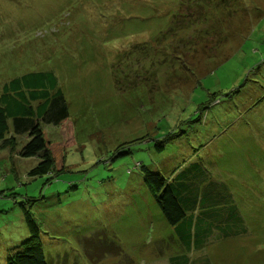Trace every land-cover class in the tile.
I'll return each instance as SVG.
<instances>
[{
	"label": "rangeland",
	"instance_id": "1",
	"mask_svg": "<svg viewBox=\"0 0 264 264\" xmlns=\"http://www.w3.org/2000/svg\"><path fill=\"white\" fill-rule=\"evenodd\" d=\"M37 70L56 73L75 143L32 177L28 132L0 142V264L27 210L50 264H264V0H0V88ZM142 165L203 167L249 231L188 249Z\"/></svg>",
	"mask_w": 264,
	"mask_h": 264
},
{
	"label": "trees",
	"instance_id": "2",
	"mask_svg": "<svg viewBox=\"0 0 264 264\" xmlns=\"http://www.w3.org/2000/svg\"><path fill=\"white\" fill-rule=\"evenodd\" d=\"M177 1L178 7L184 2ZM44 121L55 124L68 138H63L62 142L48 140L41 125ZM71 123L69 105L53 70L29 71L12 77L1 86V146L10 147L12 136L28 132L30 138L20 154L23 157H38L39 160L29 171L30 176L59 175L62 172L57 162L64 158L65 149L75 143ZM141 170L164 219L176 227V238L182 244L184 242L188 249L202 250L208 244L240 237L249 231L243 207L233 204L228 194H215L213 183L202 174L203 167L200 166L198 173L186 169L175 174V170L167 177L163 172L145 165L141 166ZM26 222L29 234L8 249L5 264H50L42 245V229L28 210ZM80 244L89 255L91 247H97L88 240ZM189 260L179 262L172 258L171 264H189ZM64 262L65 259L62 260Z\"/></svg>",
	"mask_w": 264,
	"mask_h": 264
}]
</instances>
